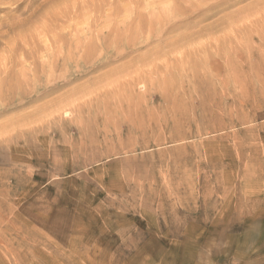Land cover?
Instances as JSON below:
<instances>
[{
	"label": "rangeland",
	"instance_id": "374dc122",
	"mask_svg": "<svg viewBox=\"0 0 264 264\" xmlns=\"http://www.w3.org/2000/svg\"><path fill=\"white\" fill-rule=\"evenodd\" d=\"M199 1L0 0V264H264V0Z\"/></svg>",
	"mask_w": 264,
	"mask_h": 264
},
{
	"label": "bare ground",
	"instance_id": "6f19581e",
	"mask_svg": "<svg viewBox=\"0 0 264 264\" xmlns=\"http://www.w3.org/2000/svg\"><path fill=\"white\" fill-rule=\"evenodd\" d=\"M204 1H206V0H201V2L199 1V2L201 3L200 5H202V3H203ZM204 4H205V3H204ZM204 4H203V5H204ZM167 5H168V4H167ZM197 5H198V4H197ZM204 6H205V5H204ZM187 8H188V7H187ZM193 8H194V7H193ZM193 10H194V9H193ZM202 10H203V9H202ZM199 12H200V11H199ZM203 12H204V11H203ZM197 13H198V12H197ZM195 14H196V13H195ZM197 15H198V14H197ZM197 15H196V16H197ZM108 16H109V15H108ZM108 16H107V17H108ZM153 16H154V15H153ZM190 17H191V16H190ZM166 19H167V18H166ZM175 19H176V17H175ZM187 19H188V18H187ZM183 20H184V19H183ZM155 21H156V20H155ZM191 21H193V20H191ZM148 22H149V21H148ZM148 22H147V23H148ZM176 22H177V21H176ZM163 23H164V22H163ZM183 23H184V22H183ZM192 24H194V23H192ZM173 25H174V23H173ZM173 25H172V26H173ZM176 25H177V24H175V28H176ZM186 25H187V24H186ZM189 26H191V25L189 24ZM108 27H109V26H108ZM185 27H186V26H185ZM185 27H183V28H185ZM170 29H171V27H170ZM172 29L174 30V27H173ZM166 30H167V29H166ZM175 30H176V29H175ZM185 30H186V29H185ZM180 31H181V30H180ZM168 32H170V31H168ZM18 33H19V32L17 31L16 34H18ZM69 33H71V32H69ZM103 33H104V32H103ZM16 34H15V35H16ZM63 34H64V33H63ZM83 34H84V33H83ZM262 34H263V33H262ZM57 35H58V34H57ZM96 35H97V34H96ZM105 35H106V34H105ZM70 36H71V35H70ZM73 36H74V35H73ZM53 37H54V36H53ZM62 38H64V37H62ZM78 38H79V37H78ZM96 38H97V36H96ZM96 38H95V39H96ZM98 39H99V38H98ZM64 40H66V39L64 38ZM96 41H97V40H96ZM98 42H99V41H98ZM65 43H66V41H65ZM78 45H79V44H78ZM69 46H70V45H69ZM64 47H65V46H64ZM46 48H47V47H46ZM116 49H117V48H116ZM68 51H69V50H68ZM68 51L66 50L65 52H68ZM70 51H71V50H70ZM41 52H42V51H41ZM55 54H56V52H55ZM51 55H52V54H51ZM96 55H97V54H96ZM112 55H113V54H112ZM125 55H126V54H125ZM98 56H99V55H98ZM115 57H116V56H115ZM123 57H124V56H123ZM56 58H57V57H56ZM68 58H69V57H68ZM96 58H97V57H96ZM121 58H122V57H121ZM94 59H95V58H94ZM50 60H51V59H50ZM50 60H49V61H50ZM64 60H65V59H64ZM258 60H259V59H258ZM248 61H249V60H248ZM50 62H51V61H50ZM108 62H109V61H108ZM199 62H200V61H199ZM225 62H226V61H225ZM249 62H251V61H249ZM252 62H253V61H252ZM238 63H239V62H238ZM50 65H51V64H50ZM105 65H106V63H105ZM238 65H239V64H238ZM249 66H250V65H249ZM237 70H238V69H237ZM250 70H251V69H250ZM55 71H56V70H55ZM59 71H60V70H59ZM61 71H62V69H61ZM193 71H194V70H193ZM227 72H228V71H227ZM231 72H232V71H231ZM231 72H230V74H231ZM249 72H250V71H249ZM190 73H191V72H190ZM221 73H222V72H221ZM204 74H205V73H204ZM227 75H229V74H227ZM23 76H24V75H23ZM182 76H183V75H182ZM221 76H222V75H221ZM190 77H191V76H190ZM204 77H205V76H204ZM219 77H220V76H219ZM197 78H198V77H197ZM201 78H202V77H201ZM207 78H208V77H206V79H207ZM182 79H183V78H182ZM225 79H226V78H225ZM202 81H203V80H202ZM200 82H201V81H200ZM221 82H222V81H221ZM179 83H181V82H179ZM184 83H185V82H184ZM223 83H224V82H223ZM169 85H170V84H169ZM183 87H184V86H183ZM170 88H171V86H170ZM178 88H179V87H178ZM219 88H220V87H219ZM247 88H248V87H247ZM172 89H173V88H172ZM182 89H183V88H182ZM182 89H181V90H182ZM188 89H189V88H188ZM222 89H223V88H222ZM248 89H249V88H248ZM52 90H53V89H52ZM167 90H168V89H167ZM199 90H201V89L199 88ZM172 91H173V90H172ZM182 91H183V90H182ZM30 92H31V91H30ZM193 92H194V91H193ZM206 92H207V91H206ZM188 94H191V93H188ZM198 94H199V93H198ZM183 95H184V94H183ZM205 95H206V94H205ZM176 97H177V96H176ZM184 97H185V96H184ZM197 97H198V96H197ZM186 100H187V98H186ZM193 100H195V99H193ZM198 101H199V100H198ZM201 101H202V100H201ZM188 102H189V101H188ZM126 103H127V102H126ZM193 103H194V102H193ZM119 105H121V104H119ZM127 106H128V104H125V105L122 104V105H121L119 108H117L116 110H118V111L121 110L122 112H123V111H126V110L129 108V107H127ZM190 106H192V104H191ZM125 107H127V108L124 109ZM121 111H120V112H121Z\"/></svg>",
	"mask_w": 264,
	"mask_h": 264
}]
</instances>
